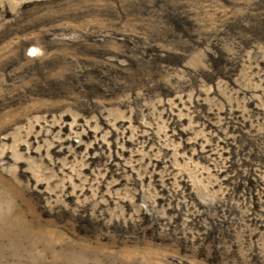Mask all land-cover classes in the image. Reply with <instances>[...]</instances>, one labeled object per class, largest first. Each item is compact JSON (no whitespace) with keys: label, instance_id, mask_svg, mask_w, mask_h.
Listing matches in <instances>:
<instances>
[{"label":"rangeland","instance_id":"1","mask_svg":"<svg viewBox=\"0 0 264 264\" xmlns=\"http://www.w3.org/2000/svg\"><path fill=\"white\" fill-rule=\"evenodd\" d=\"M0 264H264V0H0Z\"/></svg>","mask_w":264,"mask_h":264}]
</instances>
